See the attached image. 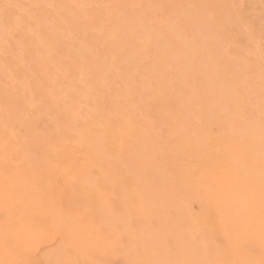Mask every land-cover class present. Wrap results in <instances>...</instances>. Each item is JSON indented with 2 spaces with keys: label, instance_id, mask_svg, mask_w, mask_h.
I'll return each mask as SVG.
<instances>
[{
  "label": "bare ground",
  "instance_id": "obj_1",
  "mask_svg": "<svg viewBox=\"0 0 264 264\" xmlns=\"http://www.w3.org/2000/svg\"><path fill=\"white\" fill-rule=\"evenodd\" d=\"M227 3L0 0V264H264V51Z\"/></svg>",
  "mask_w": 264,
  "mask_h": 264
},
{
  "label": "rangeland",
  "instance_id": "obj_2",
  "mask_svg": "<svg viewBox=\"0 0 264 264\" xmlns=\"http://www.w3.org/2000/svg\"><path fill=\"white\" fill-rule=\"evenodd\" d=\"M226 1L228 2L227 3L228 7L232 11V16L237 17L238 20H240V21L242 20V22H244V23H242L243 28H244L243 29L244 32L249 30L247 33H249L251 36L249 39L251 40L252 45L253 46L257 45L256 47L259 48L258 50L264 51V22H263L264 21V0H226ZM38 8H40L38 5H32V9L33 10L35 9L34 11H38L39 10ZM235 8H236V10L237 9L239 10V14L235 12ZM127 9L129 10V7H127ZM233 12H235V13L233 14ZM250 20H252V21H250ZM247 25H250V26H247ZM233 31H235L234 33H236L237 35L241 34V33H237L236 27L233 26L230 29L229 35H231ZM240 38H242V37H240ZM249 39H248V41H249ZM58 40H59V42H58L59 50H60V52H62L64 50V46H65L67 40H61L60 38ZM68 41L73 43L75 40H74V38L69 37ZM255 41H257V42H255ZM260 41H261V43H260ZM236 42L243 44V43L247 42V39L244 38L243 40H238ZM239 47L241 49H243L244 46H239ZM110 62L111 61L108 60L109 64H110ZM263 155H264V153H263ZM194 208L197 209L196 204H195Z\"/></svg>",
  "mask_w": 264,
  "mask_h": 264
}]
</instances>
